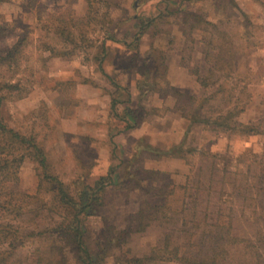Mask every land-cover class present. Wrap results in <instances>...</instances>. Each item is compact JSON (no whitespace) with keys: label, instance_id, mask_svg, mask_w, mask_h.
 <instances>
[{"label":"rangeland","instance_id":"rangeland-1","mask_svg":"<svg viewBox=\"0 0 264 264\" xmlns=\"http://www.w3.org/2000/svg\"><path fill=\"white\" fill-rule=\"evenodd\" d=\"M86 1L0 0V54L20 38L25 42L17 65L0 66V81L19 85L18 90L2 92L6 93L1 107L4 121L36 137L52 171L71 190L93 186L120 159L125 161L117 169L120 177L127 161L132 163L131 171L138 167L136 179L108 186L103 203L88 210L93 215L85 218L90 242L97 240L104 225L114 228L113 234L118 236L105 264H115L120 253L145 255L167 237L171 246L180 247L182 255L192 252L201 258L216 248L221 254L219 264H264V195L259 196L255 189L258 177L264 174V0H235L246 16L228 0H168L173 2L169 8L177 12L144 34L138 49L107 40L103 67L118 84L129 88L131 107H136L143 92L137 85L142 78L139 68L150 66L148 69L159 72L154 78L151 71L149 80L150 84L159 83L158 88L144 87L147 96L142 101L145 108L139 114L140 122L124 131H120L124 122L111 112L108 92L113 87L96 70L91 57L106 32L129 39L136 22L132 17L156 15L164 2L136 0L133 8L135 0H90L87 13ZM187 11L203 20L222 22L220 28L228 40L225 46L232 44L236 52L230 77L217 72L220 80L210 77L206 89L192 71L197 69L203 75L213 65L211 58L203 60L202 50L204 42L217 32L182 33L194 23ZM68 34L73 44L65 39ZM202 37H206L204 42ZM167 80L169 85H165ZM126 97L122 93V98ZM124 106L120 104L118 110L122 112ZM242 106L244 110L236 112V119L253 125L258 133L240 134L233 126L225 129L211 123L218 114ZM183 111L189 120L181 116ZM192 118L196 121H190ZM139 141L162 149L182 144L187 161L155 160L145 153L135 158ZM142 168L161 172L146 174ZM39 172L36 163L23 160L13 186L19 194V198L15 195L17 201L35 193ZM144 201L157 208L152 211L154 221L141 233L135 231L134 215ZM28 218L22 216L18 223L29 225ZM34 220L38 230L49 223L46 211ZM24 244L14 256L32 264L41 242L34 237ZM156 264L178 262L160 260Z\"/></svg>","mask_w":264,"mask_h":264},{"label":"trees","instance_id":"trees-1","mask_svg":"<svg viewBox=\"0 0 264 264\" xmlns=\"http://www.w3.org/2000/svg\"><path fill=\"white\" fill-rule=\"evenodd\" d=\"M185 1L192 2L196 0ZM228 1L231 3L230 5L232 8L236 9L242 16H246L235 0ZM86 2L88 3V13L91 4L90 0ZM162 2H164V4L156 15L146 19L137 18L136 16L132 17L136 19V22L133 23L134 31L129 39L126 37H118L117 33L114 31L106 32L105 37L98 42L99 45L96 47V51L91 57L96 66V70L105 76L113 87V90L108 92V95L110 96L112 115L124 122V126L120 131L130 130L137 125V122H140L141 119H139V114L145 108L142 101L145 100L147 96L144 87L145 85H153L152 90L158 88L159 85L157 84L159 83L150 84L149 80L151 71L154 73V78L158 77L157 74H159V72L157 68L148 69L150 66L139 68V75L142 76V78L138 80L137 85L143 88V92L138 95L139 100L136 107H131L129 103H131L132 98L129 88L118 84L107 74L103 67L104 60L108 53L106 42L110 40L121 43L126 48L134 47L138 49L139 42L144 34L152 28H157L162 19H166L177 12L178 9L169 8L173 5L172 1L169 3L168 0H163ZM132 7H137L136 0L133 1ZM187 16L188 19H193L194 23L188 24V19L184 20V22L188 24V29L182 30V33H193L196 30L199 32H208L209 34L214 31L217 32V36L211 34L206 42H204L206 37H202L201 40L205 43V49L202 50L204 56L203 60L209 61L211 58V60L214 61L213 65L205 69L202 72L203 75H199L197 69L192 71L196 76L198 84L206 89L210 86L208 79L213 76L217 77L215 73L221 72L223 73V77H230L231 72H233V63L237 59L236 52L232 50V44L229 47L225 46L228 40L226 34L220 28L222 22H213L207 19L203 20L198 14L189 11H187ZM75 22L74 20L73 23ZM65 39L72 44L74 43V39L69 34ZM24 45V38H20L8 51H6V53L0 54V66L17 65ZM208 47L214 50L217 49V51L211 53ZM212 55L214 56L212 57ZM162 62L163 65L167 67L166 55H163ZM166 67L165 69H167ZM216 80L219 81L220 76H218ZM165 85H169L168 80L165 81ZM18 86L17 82L0 81V264H24L22 259L16 258L14 255L17 248L25 245L24 243L27 239L34 237L39 239L41 245L34 250L35 253L32 264H105L106 258L109 255H113V253H110V251L108 252V250L114 239L118 240V236L113 234L112 230H114V228L104 225L97 240L90 242L87 227L85 225V218L89 214L93 215V213H88V210H94L103 203V195L108 186L120 185L125 180L136 179L138 167L131 171L130 168L132 167V163L129 164L127 161L124 176L120 177L117 169L125 162L123 159H120L117 164L111 165L107 173L100 176L94 182L93 186L71 190L70 185L64 183L52 171L46 151L37 141L36 137L23 134L10 127L4 121L1 107L6 98V93L2 94V92L9 93L18 90ZM220 86L224 88L223 84ZM244 88L245 87L242 86L241 92ZM122 93H126L127 97L123 99ZM175 94L180 96L178 91H175ZM189 99L192 100L193 97ZM120 104L125 105L122 112L118 110ZM151 110L156 111L155 107L151 108ZM180 110H183V106ZM243 110V106L240 107V109L235 107L232 110H228L224 115L218 114L211 123L215 127L225 129H229L233 126L238 128V133L240 134L258 133L253 125L242 124L236 119V112H243ZM181 116L188 119V115H186L184 111L181 113ZM190 121L195 122L196 118H192ZM199 122L209 123L208 120H200ZM182 147V144H172L168 148L162 149L152 144L140 142L138 147L136 146L134 156L137 158L140 154L145 153L148 158L155 160L171 158L187 161V152L184 151ZM114 152L115 147L112 149L113 155ZM25 158H29L39 166L40 172L37 173L39 176V183L35 193L32 195H22V199L26 198L27 200L20 202L15 198V195L19 198V194L14 190L13 186L18 180V171ZM141 170L146 174H158L161 172L145 168ZM199 186L200 184L197 185V187ZM255 189L256 194L259 196L264 195V174L258 177ZM87 192L89 195L85 197ZM156 208V206L152 207L147 201L140 204L139 209L134 215V218L137 220L135 227L136 232H144L154 221L152 211ZM41 211L47 212L49 223L46 228L38 230L35 227L36 220L34 219L39 216ZM177 214H182V212L178 211ZM3 216L7 217L4 218ZM22 216L30 217V219H28L30 220V224H33L32 227L30 224L24 226L22 223H18V220ZM3 220L6 221L3 222ZM228 226L227 233L230 238V234L232 233L230 230V223ZM126 240L127 239L124 238L123 242H126ZM122 243L120 247H122ZM220 256L221 254L216 248H212L210 252L204 253L201 258L195 256L192 252L182 255L180 253V247L178 245L171 246L170 240L167 237V241L161 246L152 247L145 255L138 256L123 253L116 255L115 259L117 258L119 261L115 264H156L160 260H174L177 261L178 264H219L221 261V258H219Z\"/></svg>","mask_w":264,"mask_h":264}]
</instances>
